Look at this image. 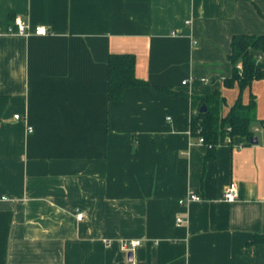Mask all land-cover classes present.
Masks as SVG:
<instances>
[{
    "label": "crops",
    "instance_id": "1",
    "mask_svg": "<svg viewBox=\"0 0 264 264\" xmlns=\"http://www.w3.org/2000/svg\"><path fill=\"white\" fill-rule=\"evenodd\" d=\"M16 17L48 33L0 35V264H264V78L240 94L256 142L207 158L190 130L191 96L238 97L230 41L264 33V0H0ZM111 53L150 85L110 100Z\"/></svg>",
    "mask_w": 264,
    "mask_h": 264
},
{
    "label": "trees",
    "instance_id": "2",
    "mask_svg": "<svg viewBox=\"0 0 264 264\" xmlns=\"http://www.w3.org/2000/svg\"><path fill=\"white\" fill-rule=\"evenodd\" d=\"M228 59L232 65V73L224 78L223 83L229 87L237 82L240 93L225 115L220 113V105L224 102L220 92L191 96V105L195 110L191 116V134L201 135L208 145L206 157L213 153L214 147L224 143V138L238 136L249 140L253 131L252 122L255 117V99L251 97L248 103H243L241 91L253 80L264 78V33L234 34L230 41ZM240 64V67L237 65ZM135 56L132 53H111L108 58V98L119 100L128 87L145 86L150 83L135 74ZM166 93H180L167 85H154ZM204 105L205 110L200 111ZM264 125V119L261 120ZM229 128V129H228ZM251 243L264 242V234H257Z\"/></svg>",
    "mask_w": 264,
    "mask_h": 264
},
{
    "label": "built area",
    "instance_id": "3",
    "mask_svg": "<svg viewBox=\"0 0 264 264\" xmlns=\"http://www.w3.org/2000/svg\"><path fill=\"white\" fill-rule=\"evenodd\" d=\"M48 33V29L43 26V25H35L31 26L29 23L26 21L22 20L19 17H16L11 25H8L5 30L0 29V35L3 34H16V35H23V36H28V35H45ZM240 67V64L237 65ZM206 80V79H203ZM186 80L182 81V84H185ZM15 118H19V114L14 115ZM229 129V128H228ZM198 142L204 143V138L199 135L198 136ZM234 142V138L230 136H226L224 138V143L227 144H232ZM238 145H241V142L237 143ZM239 196L238 194V189L237 186L234 182L229 183L224 191H223V197L227 201H233L237 199ZM201 196L194 193V192H188L187 195L181 199L178 200L180 204H184L189 201H195V200H200ZM84 213L82 211H77L75 213V217L77 220H80L83 217ZM177 222H184V219L181 217L177 218ZM141 244L140 239H123L121 241V247L126 250L127 252L134 250L137 246Z\"/></svg>",
    "mask_w": 264,
    "mask_h": 264
},
{
    "label": "water",
    "instance_id": "4",
    "mask_svg": "<svg viewBox=\"0 0 264 264\" xmlns=\"http://www.w3.org/2000/svg\"><path fill=\"white\" fill-rule=\"evenodd\" d=\"M204 110H205V107H204V105H202L201 108H200V111H204ZM256 141H257L256 137H251L250 138V142H256ZM127 254H128V257L131 258L132 252L129 251Z\"/></svg>",
    "mask_w": 264,
    "mask_h": 264
},
{
    "label": "rangeland",
    "instance_id": "5",
    "mask_svg": "<svg viewBox=\"0 0 264 264\" xmlns=\"http://www.w3.org/2000/svg\"><path fill=\"white\" fill-rule=\"evenodd\" d=\"M253 123H258V122H257V120L255 119V120L253 121ZM253 123H252V124H253Z\"/></svg>",
    "mask_w": 264,
    "mask_h": 264
}]
</instances>
